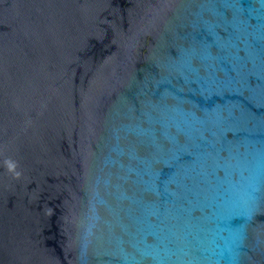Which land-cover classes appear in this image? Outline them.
I'll list each match as a JSON object with an SVG mask.
<instances>
[{
	"label": "water",
	"instance_id": "95a60500",
	"mask_svg": "<svg viewBox=\"0 0 264 264\" xmlns=\"http://www.w3.org/2000/svg\"><path fill=\"white\" fill-rule=\"evenodd\" d=\"M0 264H264V0H0Z\"/></svg>",
	"mask_w": 264,
	"mask_h": 264
}]
</instances>
